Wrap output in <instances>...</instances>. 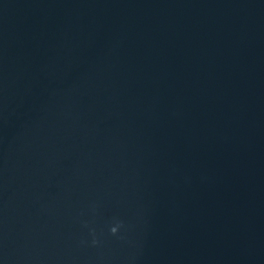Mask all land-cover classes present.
Segmentation results:
<instances>
[{
	"label": "water",
	"instance_id": "water-1",
	"mask_svg": "<svg viewBox=\"0 0 264 264\" xmlns=\"http://www.w3.org/2000/svg\"><path fill=\"white\" fill-rule=\"evenodd\" d=\"M0 264H264V0H0Z\"/></svg>",
	"mask_w": 264,
	"mask_h": 264
},
{
	"label": "clouds",
	"instance_id": "clouds-1",
	"mask_svg": "<svg viewBox=\"0 0 264 264\" xmlns=\"http://www.w3.org/2000/svg\"><path fill=\"white\" fill-rule=\"evenodd\" d=\"M120 226H121L120 224H117V226L112 227L111 232L113 234H116L118 232Z\"/></svg>",
	"mask_w": 264,
	"mask_h": 264
}]
</instances>
